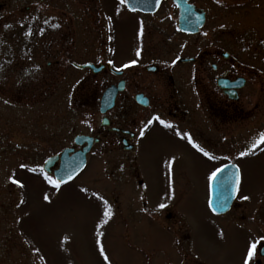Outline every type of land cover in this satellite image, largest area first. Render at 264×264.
I'll return each instance as SVG.
<instances>
[{"label":"flooded vegetation","instance_id":"obj_1","mask_svg":"<svg viewBox=\"0 0 264 264\" xmlns=\"http://www.w3.org/2000/svg\"><path fill=\"white\" fill-rule=\"evenodd\" d=\"M179 2L142 0L138 5L147 10L133 12L119 0H0L7 47L0 79H12L2 95L11 96L8 105L19 106L21 117L34 94L93 103L98 123L77 133L92 137L89 153L100 147L134 154L145 139L139 128L152 115L213 152L221 145L218 134L232 135L237 123L249 122L247 133L258 135L264 131V0ZM46 19L61 27L52 29ZM132 60L137 64L116 71ZM5 119L9 124L10 109ZM75 135L62 149L86 145H74ZM6 138L0 136L3 151L11 148Z\"/></svg>","mask_w":264,"mask_h":264},{"label":"rangeland","instance_id":"obj_2","mask_svg":"<svg viewBox=\"0 0 264 264\" xmlns=\"http://www.w3.org/2000/svg\"><path fill=\"white\" fill-rule=\"evenodd\" d=\"M5 33L0 26L2 55ZM11 80L0 79V136L11 144L10 150L0 149V264H103L95 243L103 205L94 192L113 211L101 229L111 264H242L248 240L264 234V145L255 155L239 157L257 137L247 133L249 122L237 123L232 135L219 133L221 145L215 152L203 143L216 160L203 157L175 134L187 133L184 128L154 123L134 154L103 153L98 147L87 155L85 167L56 190L39 172L19 164L41 167L45 158L71 144L74 134L98 123L97 108L93 103L70 105L58 95L42 100L44 95L37 93L28 96L21 117L19 106L4 103L11 96L2 95L3 88ZM172 156L175 191L169 200L165 162ZM227 162L239 166L241 185L230 210L214 214L208 207V176ZM13 173L23 188L8 180ZM45 193L50 203L43 200ZM244 195L250 200H241ZM159 203L168 207L151 215L141 211ZM219 230L225 233L223 240ZM252 264H264V259L257 254Z\"/></svg>","mask_w":264,"mask_h":264},{"label":"snow or ice","instance_id":"obj_3","mask_svg":"<svg viewBox=\"0 0 264 264\" xmlns=\"http://www.w3.org/2000/svg\"><path fill=\"white\" fill-rule=\"evenodd\" d=\"M160 0H156V4H159ZM217 4H221L222 0H216ZM119 5L121 6H126L128 8L129 11H136V8L134 5H132V0H119ZM120 9L117 8V12H119ZM53 20L55 18H52ZM110 19V18H109ZM45 25H49L52 29H58L61 27V25L59 23H55V22H50V20L46 19L43 22ZM143 22H141V34L143 32ZM5 27H10L9 25H5ZM223 27V26H222ZM45 29L44 28H40L39 32L41 35L44 34ZM32 32L31 30L27 31L25 33V36H31ZM205 35H207V33H205ZM262 43H264V41H262ZM136 55L139 56L140 55V50L138 49L136 51ZM177 59H180L179 57H177ZM109 63H111V61H109ZM176 61H173V64H175ZM137 64L136 60H132L127 64H124L122 66V68H117L116 71L120 72L122 71L124 68H128L131 66H134ZM38 68V66H37ZM27 74V73H26ZM146 103V101H144ZM5 104H8L9 101L8 100H4ZM154 123H158L159 125L163 126V128L165 129H171L173 128V125L168 123L167 121L163 120L159 115H152L150 118L146 119L142 125L139 128V136L141 139H143L146 135V133L148 132V130L151 128V126ZM177 136H179L181 139H186L188 144H190L192 146V148H194L196 151H198L199 153L202 154L203 157H206L208 160H216L219 159V157L215 156L214 154L206 151L203 147H201L199 144L195 143L191 137L190 134L188 133H180V132H176L175 133ZM264 145V131H261L258 133L256 139H254L251 143V145L248 147L247 151H241L239 153V157L243 158L245 156L248 155H255L256 151L262 146ZM17 147H19V145H17ZM175 156H172L169 160H167L166 163V167H167V174H168V184H169V194L167 196V198L170 200L174 197V187H173V176H174V170H173V165L175 163ZM50 161H45V163H49ZM79 167V166H78ZM225 168L227 167V165L224 166ZM233 167L235 168V172L233 173V176L235 177V182L231 187V191L233 193H238L240 185H241V180H242V176H241V170L239 168V166L237 165H233ZM19 168L21 169H26L29 172L32 173H37L39 172L42 176L44 181L51 185L54 189L59 190L61 188L62 184L67 183L69 180H72L74 178L73 173L69 172L66 173L68 180H65L63 177H60L58 179H54L52 175H50L48 172H45V170L42 167H29V165L27 163H20L19 164ZM76 170L73 169V172H75ZM224 172V168H216L215 170L211 171V173L208 176V180H209V187L211 188L213 186V183L216 182L218 179H220L221 174ZM8 180L20 187L23 188L24 184L20 181L14 178V173L8 176ZM145 187H147L145 185ZM219 188L221 191V196L217 198L216 201H212L211 199L208 202V207L211 209V211L214 214H219L221 211H225L226 210V204H227V197H225L223 195L224 191H225V184L224 181L222 179H220V184H219ZM81 192H87L88 189L86 188H82L80 189ZM92 195L98 199L99 201H101L103 208H102V215L99 218L98 223L96 224V246L98 249V254L99 256L102 258L103 260V264H111V260L109 258V255L107 254L104 245L102 243L101 237L103 236V232L101 231V229L108 224L109 220L112 218L113 216V211L111 209V206L109 205L108 201L106 199H104L103 196H100L98 193L94 192L92 193ZM141 199H143V197H141ZM241 200L247 201L250 200V197L247 195L244 196H240ZM43 200L45 202L50 203V196L45 193L43 195ZM20 203H24L23 200L20 201ZM19 207V205H17ZM168 207L167 204L165 203H159L156 205V207L152 210H149L147 207H144L141 209V211L148 213L149 215L152 214V212H159L163 209H166ZM218 237L223 240L225 233L223 230H219L217 233ZM68 238L65 237L64 240L66 241ZM63 243V241L61 242ZM264 245V234L262 235H258V236H252L245 247V251L244 254L242 256V264H252V261L254 260V257L257 256L258 252H259V248L258 246ZM38 251V250H37Z\"/></svg>","mask_w":264,"mask_h":264},{"label":"water","instance_id":"obj_4","mask_svg":"<svg viewBox=\"0 0 264 264\" xmlns=\"http://www.w3.org/2000/svg\"><path fill=\"white\" fill-rule=\"evenodd\" d=\"M140 1H142V0H132V5H134L135 8L147 10L142 5H138V2H140ZM175 1H177L179 6L181 7L179 0H175ZM186 27L187 26H185L181 22L179 23V28L181 30H186ZM104 106L105 105H101V107H100L101 112H103L106 108H108L110 106V104L105 106V107ZM92 141H93V139L90 136L83 135V134L76 135L74 137V144L80 145V144H83L84 142H86L85 147H83L81 150H76V151H73L71 148H65L62 151H60L59 153H56V154H53V155L47 157L42 164V168L45 170V172H48L49 174L51 173L53 175L54 179H58L60 177H63L65 180H68L66 173L72 172L73 176H75L84 168V166L86 164V154L90 150ZM45 161H50V162L45 163ZM56 163H58V165L54 169L53 167ZM225 165H227L226 168L224 167ZM225 165L220 167V168H224V172L221 174L220 179H222L224 181V184H225V191H224L223 195L225 197H227V204H226V210L221 211L219 214H223L229 210V208H230V206H231V204H232V202L236 196V193H233L231 191V187L235 182V177L233 176V173L235 172V168L233 167V165H235V164L228 163ZM73 169H75L76 171L73 172ZM220 179H218L216 182H214L213 186L211 188L209 187L208 202L210 199L212 201H216L217 198L221 196V191L219 188ZM259 255L264 256V245L260 247Z\"/></svg>","mask_w":264,"mask_h":264}]
</instances>
